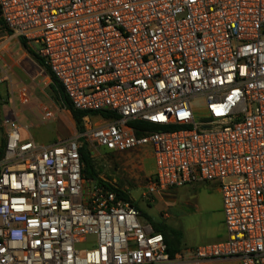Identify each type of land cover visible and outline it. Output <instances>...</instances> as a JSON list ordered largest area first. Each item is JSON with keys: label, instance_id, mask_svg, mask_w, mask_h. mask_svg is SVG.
<instances>
[{"label": "built area", "instance_id": "built-area-1", "mask_svg": "<svg viewBox=\"0 0 264 264\" xmlns=\"http://www.w3.org/2000/svg\"><path fill=\"white\" fill-rule=\"evenodd\" d=\"M0 19L74 110L115 116L52 144L2 121L0 264H264V0H0ZM82 143L149 146L143 197L216 184L226 240L170 256L129 198L83 178Z\"/></svg>", "mask_w": 264, "mask_h": 264}, {"label": "rangeland", "instance_id": "rangeland-1", "mask_svg": "<svg viewBox=\"0 0 264 264\" xmlns=\"http://www.w3.org/2000/svg\"><path fill=\"white\" fill-rule=\"evenodd\" d=\"M19 51L17 41L0 30V106L5 107L4 118L19 121L39 143L49 144L73 137L77 130L71 115L55 101L54 93L47 87L45 74L32 65L30 59H21ZM18 64L25 66L27 73L19 69ZM22 84H29L33 93L32 103L24 107L19 106L15 98V90ZM42 108L55 112V118L43 121ZM90 119L94 123L109 121L99 116ZM0 137L4 139L3 132ZM88 149L98 178L125 193L140 212L138 220L141 225H163L177 232L180 252L215 242L212 240V228L218 224L219 205H222L216 184L201 182L143 197L154 172L149 146L123 153Z\"/></svg>", "mask_w": 264, "mask_h": 264}, {"label": "trees", "instance_id": "trees-1", "mask_svg": "<svg viewBox=\"0 0 264 264\" xmlns=\"http://www.w3.org/2000/svg\"><path fill=\"white\" fill-rule=\"evenodd\" d=\"M0 30L5 31L7 34H11L10 31H8L6 29V27L4 26L3 22L0 19ZM20 43L21 45L27 50V52L33 56V58L35 59V61L39 64V66H41L46 73H48V75L51 78L52 81V90L54 93V97H55V101L60 105L61 108L65 109L66 111H68L72 117V120L74 121L75 124V128L77 130L78 133H80L82 131V120L84 117L89 116H99L105 120H112L115 119V116L113 114H110L108 112H81V111H77L74 110L71 105L70 102L67 98V96L65 95L62 86L59 84V82L52 76V74L50 73V71L48 70V68L44 65L43 61L41 59H39L28 47L26 42L23 39H20ZM132 127H144L146 125L140 123V122H132L130 124ZM147 127L149 129H153V130H159L158 128H156L155 126L152 125H147ZM163 130V129H160ZM3 148H4V142L1 145V149H0V159L3 156ZM80 159H81V163H82V176L85 180H91V181H95L100 185H104V182H102L99 178H98V174L95 170L92 158H91V154L90 151L87 147L86 143H82L81 149H80ZM107 187H109L110 189L114 190L115 192H117L124 200H129L128 197L120 190V189H115L111 186H109L108 184H106ZM152 229L155 233H159L163 236L164 241L166 243V247H167V251L169 253L170 256H172L174 253L178 252V234L177 232L173 231L172 229L163 226V225H153Z\"/></svg>", "mask_w": 264, "mask_h": 264}, {"label": "crops", "instance_id": "crops-1", "mask_svg": "<svg viewBox=\"0 0 264 264\" xmlns=\"http://www.w3.org/2000/svg\"><path fill=\"white\" fill-rule=\"evenodd\" d=\"M8 35H9V38L10 39H15L17 41V44H18L19 50H20L19 51L20 58L23 59V60H25V58L30 59V61L32 62V65L38 67V69H40L42 71V73L45 74V78L48 81L47 87H48V89H51L52 90V88H51L52 81H51L50 76L48 75V73L45 72V70L41 66H39V64L35 61V59L33 58V56L30 55L27 52V50L21 45L20 38L14 37L12 34H8ZM27 47L33 52V50L28 45H27ZM8 52H9V48H7V50H6V53H8ZM17 66L24 73L25 72L27 73V69H25L26 68L25 66L24 67H20V64H18ZM20 87H26L28 89V91H29L30 101L27 104H25V105H20L19 102H18V100H17V97H16V91ZM18 88L15 90V98H16V101H17L18 105L19 106H22V107L30 105L32 103V100H33V93H32L31 86L29 84H22ZM52 92H53V90H52ZM32 108H29V109H32ZM4 113H5V107L4 106H0V122L1 123H2L3 120L9 119V118H6V117L4 118ZM1 123H0V136H1V132L5 133V129L2 126ZM18 123H19V121H18ZM19 126H20L21 139L23 141H33V142L39 143L36 140H34V138L31 136V134L29 133V131L27 130V128L24 129L23 126H22V124H20V123H19ZM29 127H30V123H29ZM67 139H69V138L61 139V140H58V141H55L54 140L52 143H56V142L63 141V140H67ZM3 142H4V139H1V137H0V149H1V145L3 144ZM52 143H49V144H52ZM40 144H43V143H40ZM217 190H218V187H217ZM170 191H172V190H169V191H166V192H170ZM218 192H219V190H218ZM160 194H164V193H160ZM221 207H222V205L220 204L219 205L218 220H217L218 221V224H216L212 228V240L215 241L213 243L222 242V241L226 240V238H227V234H226L225 227H224V224H223V215H222V209H221ZM228 262H234L235 264H237V262H235V261L215 262V263H212V264H222V263H228Z\"/></svg>", "mask_w": 264, "mask_h": 264}]
</instances>
